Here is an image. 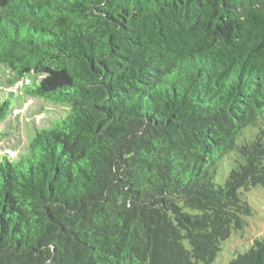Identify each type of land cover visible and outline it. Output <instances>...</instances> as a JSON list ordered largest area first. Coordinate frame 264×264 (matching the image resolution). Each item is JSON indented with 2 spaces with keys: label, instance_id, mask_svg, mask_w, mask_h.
<instances>
[{
  "label": "trees",
  "instance_id": "1",
  "mask_svg": "<svg viewBox=\"0 0 264 264\" xmlns=\"http://www.w3.org/2000/svg\"><path fill=\"white\" fill-rule=\"evenodd\" d=\"M25 97L63 113L12 157ZM260 185L264 0H0V264H210Z\"/></svg>",
  "mask_w": 264,
  "mask_h": 264
},
{
  "label": "rangeland",
  "instance_id": "2",
  "mask_svg": "<svg viewBox=\"0 0 264 264\" xmlns=\"http://www.w3.org/2000/svg\"><path fill=\"white\" fill-rule=\"evenodd\" d=\"M21 104L23 105L21 113L13 116L10 110L8 119L1 124V127L8 131V138L18 137L13 143L7 144L4 150L12 157L26 148L30 136L34 134V127L46 126L50 120L63 113L61 107L36 98L25 97L18 108ZM10 109H13V103L10 104ZM255 130V128H247L239 139L242 140L244 137L249 139L254 135ZM233 158L234 154L231 152L220 161L215 177L218 184L224 183L228 172L234 166ZM245 199L253 208V214L246 217V225L242 230L232 231L230 237L221 243V250L210 264H228L236 254L247 251L254 240L264 241V186L252 187L246 191ZM184 244L189 247L186 241Z\"/></svg>",
  "mask_w": 264,
  "mask_h": 264
}]
</instances>
